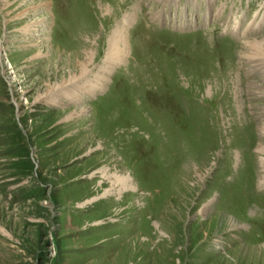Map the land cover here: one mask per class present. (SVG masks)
Returning a JSON list of instances; mask_svg holds the SVG:
<instances>
[{
	"label": "rangeland",
	"instance_id": "obj_1",
	"mask_svg": "<svg viewBox=\"0 0 264 264\" xmlns=\"http://www.w3.org/2000/svg\"><path fill=\"white\" fill-rule=\"evenodd\" d=\"M262 44L264 0H0V264H264Z\"/></svg>",
	"mask_w": 264,
	"mask_h": 264
},
{
	"label": "bare ground",
	"instance_id": "obj_2",
	"mask_svg": "<svg viewBox=\"0 0 264 264\" xmlns=\"http://www.w3.org/2000/svg\"><path fill=\"white\" fill-rule=\"evenodd\" d=\"M183 22V20H181L179 23H180V25H181V23ZM182 26V25H181ZM115 36V35H114ZM122 41V40H121ZM263 45V44H262ZM261 45V46H262ZM253 46V47H252ZM254 44H253V42L251 41V42H249L248 44H247V48H248V50L249 51H251V53L253 54V56H260L257 52H254L253 53V51H255V49H254ZM264 46V45H263ZM259 48V47H258ZM89 58H91V55L89 54V52H86L85 53V55H84V57L82 58V60L81 61H79L78 62V65L80 66V70L82 71V70H86V68H87V66H88V64H89V62H90V59ZM250 65L252 66V68H249V70L250 71H258L259 69H260V61H251V63H250ZM122 182L124 183V184H126L125 183V181H123L122 180ZM127 185V184H126Z\"/></svg>",
	"mask_w": 264,
	"mask_h": 264
}]
</instances>
